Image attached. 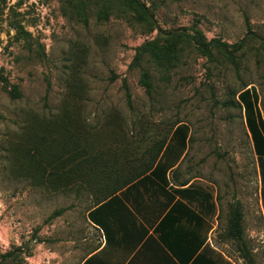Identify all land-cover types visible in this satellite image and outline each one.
<instances>
[{
    "label": "rangeland",
    "instance_id": "obj_1",
    "mask_svg": "<svg viewBox=\"0 0 264 264\" xmlns=\"http://www.w3.org/2000/svg\"><path fill=\"white\" fill-rule=\"evenodd\" d=\"M138 1L144 9L124 0H0V264H67L69 210L90 206L91 189L47 182L42 171H67L70 133H99L95 150L109 166L125 165L180 124L187 147L170 180L208 196V245L245 264L243 245L226 234L238 208L244 248L264 264L259 168L237 98L254 88L264 119V0ZM194 30L231 54L202 55L184 37ZM148 42L161 59L131 67Z\"/></svg>",
    "mask_w": 264,
    "mask_h": 264
},
{
    "label": "crops",
    "instance_id": "obj_2",
    "mask_svg": "<svg viewBox=\"0 0 264 264\" xmlns=\"http://www.w3.org/2000/svg\"><path fill=\"white\" fill-rule=\"evenodd\" d=\"M177 165L165 174L167 184L149 172L99 203L95 187L85 190L90 206L82 213L79 207L69 210L67 264H195L199 256L212 264H233L208 245L209 214L174 193L179 187L170 174Z\"/></svg>",
    "mask_w": 264,
    "mask_h": 264
},
{
    "label": "trees",
    "instance_id": "obj_3",
    "mask_svg": "<svg viewBox=\"0 0 264 264\" xmlns=\"http://www.w3.org/2000/svg\"><path fill=\"white\" fill-rule=\"evenodd\" d=\"M124 1L139 9H144L143 4L138 0ZM172 36V39L175 41L179 39L175 37V35ZM184 37L188 39L202 55H210L212 48H217L227 54H231V52L228 51V44L222 43L218 40L207 41L203 34L198 30H194L193 34L187 33ZM135 51L131 67H140L146 58L157 61L161 59L160 48L156 42H148L141 47H138ZM139 83L146 92H150L152 86L148 72H142ZM123 85L125 87L126 84L124 83ZM125 98L128 107H130V94L126 87ZM237 98L240 107H242L245 126L250 134L253 151L257 158L261 182V197L264 204V119L257 107V95L254 88L242 89L238 93ZM112 135H114V133ZM88 138H90L91 141H88ZM100 140H103V137L99 136V133L82 134L74 132L73 135L70 133L68 136L67 148V171L53 170L48 174L46 171H42V176L45 175L47 182L52 183L56 181L58 186H62L66 183L67 189L74 188L77 192L93 189L95 187V201L98 203L113 195L118 189L132 183L149 172L152 176L161 175L162 177L160 178L162 179V182L167 184L165 174L180 161L186 150L188 128L183 124L177 125L172 130L167 143L163 141L157 143V141L154 145L145 149L137 158H129L128 160H125V165L119 164L116 161L117 159H115L109 166L107 161L110 162V159L104 158L102 152L95 150L97 147V141ZM122 151L125 152L124 149H122ZM160 155L162 156L163 161L162 158L159 159ZM57 161L58 158L55 157V163L53 164L54 169L55 167H62L58 165ZM105 175L106 177H103ZM103 180H107V183H104ZM102 183L107 186L103 190L99 188V185ZM186 185L187 183L175 185L179 188L174 189V193L181 199H185L188 203H195L199 211L205 212V206L203 203L208 202V196H203V199L201 200L199 192L193 190L191 186L185 187ZM110 186L112 187L110 188ZM62 212L63 210H58L55 212V215L58 216ZM165 220H168V215L165 217ZM226 234L228 238L243 245L241 248V257L245 264H255L250 253L244 248L242 240V214L238 208H233L230 211L226 223ZM9 256L10 254H4L1 258L2 260H5ZM196 262L195 264H212L210 260L202 259V256H199Z\"/></svg>",
    "mask_w": 264,
    "mask_h": 264
}]
</instances>
